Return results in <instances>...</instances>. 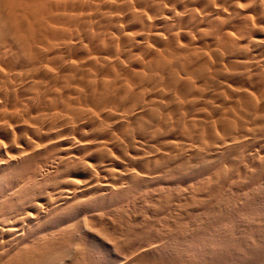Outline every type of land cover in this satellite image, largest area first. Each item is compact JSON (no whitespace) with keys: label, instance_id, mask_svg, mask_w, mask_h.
Segmentation results:
<instances>
[{"label":"bare ground","instance_id":"1","mask_svg":"<svg viewBox=\"0 0 264 264\" xmlns=\"http://www.w3.org/2000/svg\"><path fill=\"white\" fill-rule=\"evenodd\" d=\"M262 207L264 0H0V264H175Z\"/></svg>","mask_w":264,"mask_h":264},{"label":"rangeland","instance_id":"2","mask_svg":"<svg viewBox=\"0 0 264 264\" xmlns=\"http://www.w3.org/2000/svg\"><path fill=\"white\" fill-rule=\"evenodd\" d=\"M259 211L262 215H264L263 207ZM241 220L242 217L239 216L234 218L236 223H240ZM212 229L215 228L203 227L202 230L194 233L193 235L178 237L177 241L180 243H191L193 240H196L195 245L208 242L211 247L208 250H203V252H200L197 255H194L192 250L188 248L180 257L177 258L175 264H248L249 262L255 264L264 259V230L258 236V239L248 238L243 242L231 243L229 248L226 250L224 247L214 243V240L216 239H207L205 237V233ZM98 254L100 256L106 254L105 259L107 264L118 262L110 253ZM96 264H101V262L97 263L96 261Z\"/></svg>","mask_w":264,"mask_h":264}]
</instances>
